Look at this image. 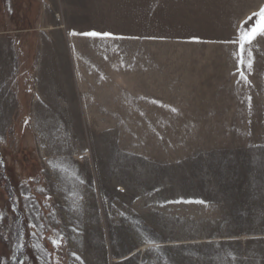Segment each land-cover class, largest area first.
I'll list each match as a JSON object with an SVG mask.
<instances>
[{"label": "rangeland", "instance_id": "1", "mask_svg": "<svg viewBox=\"0 0 264 264\" xmlns=\"http://www.w3.org/2000/svg\"><path fill=\"white\" fill-rule=\"evenodd\" d=\"M262 7L0 0V264H264Z\"/></svg>", "mask_w": 264, "mask_h": 264}, {"label": "snow or ice", "instance_id": "2", "mask_svg": "<svg viewBox=\"0 0 264 264\" xmlns=\"http://www.w3.org/2000/svg\"><path fill=\"white\" fill-rule=\"evenodd\" d=\"M253 16L257 17L255 24L251 28H245L243 25H241V27L238 29L239 35L237 39L232 41V43L239 44L240 53H241L239 62L242 65L245 63L244 53L245 52L247 53V56L249 57V59L247 60V67L249 70L252 67V60L250 59L251 54H252L251 53V43L253 40L256 39L257 36H264V7H262L258 13H253ZM248 19L251 20L252 17L250 16ZM245 23H247V21H245ZM84 35L96 37V36H110L111 34L91 32V33H84ZM240 74H241V77L246 80V77L244 76V73L242 71ZM173 111H175V109H173ZM0 164H2V161H0ZM2 216L3 214L0 213V218H2ZM52 243L55 247H59L60 245L59 240H53Z\"/></svg>", "mask_w": 264, "mask_h": 264}, {"label": "crops", "instance_id": "3", "mask_svg": "<svg viewBox=\"0 0 264 264\" xmlns=\"http://www.w3.org/2000/svg\"><path fill=\"white\" fill-rule=\"evenodd\" d=\"M88 81H90V79L89 78H86ZM91 80H92V78H91ZM86 81V80H85ZM84 80H83V82H81V80H79L78 79V83L80 84V83H84L83 85H85L86 84V82H85ZM36 90H37V88H36V86L34 87V92H33V94L35 95H33L34 96V98H33V103H32V106H33V108H34V106H35V103H37V100H39V97H38V95L36 94ZM83 91L84 92H87V86L83 89ZM37 97H38V99H37ZM91 101V92H89L88 93V96L87 95H85L84 96V99H83V101H82V111H83V113H85V114H88V113H94L95 111H98L97 109H94V104L93 103H91L90 102ZM49 104L52 106V104H51V100H50V102H49ZM95 105H99V106H101V108L102 107H104V105H100V104H95ZM49 108H51V107H49Z\"/></svg>", "mask_w": 264, "mask_h": 264}]
</instances>
